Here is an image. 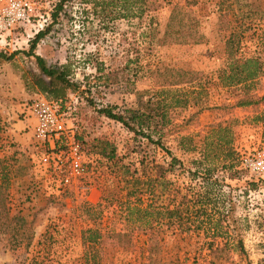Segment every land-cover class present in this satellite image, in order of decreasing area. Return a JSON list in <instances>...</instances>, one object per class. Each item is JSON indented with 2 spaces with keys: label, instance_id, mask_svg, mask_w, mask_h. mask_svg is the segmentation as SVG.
<instances>
[{
  "label": "rangeland",
  "instance_id": "obj_1",
  "mask_svg": "<svg viewBox=\"0 0 264 264\" xmlns=\"http://www.w3.org/2000/svg\"><path fill=\"white\" fill-rule=\"evenodd\" d=\"M149 1L154 2V9L141 17L109 21L100 17L91 3L72 0L52 23L51 11L57 0H31L30 19L0 36V52L14 54L10 61L1 60V68H6L0 69V74L11 72L24 83L25 76L39 72L34 58L25 53L29 40L50 25L49 33L37 43L35 51L48 64L69 65L71 85L64 100L73 106L70 117L89 166L88 174L81 180L88 188L84 195L75 188L58 192L39 167L34 138L32 142L27 139L26 145L15 135L28 131L27 127L17 130L15 123L32 118L29 108L39 92L24 89L17 97L6 93L0 82V158L11 165V214L23 216L32 232L29 243L22 242L20 246H14L7 235L0 233V264H264V176L257 177L240 163L241 156L264 149V126L256 119L264 110V103L237 105L244 94L241 85L223 86L218 79L226 62L225 42L230 31L220 23L215 0H198L192 6L205 36L203 42L193 44L160 41L172 6L183 0ZM250 2L246 21H250L251 33H259L264 30V0ZM246 7L241 9L248 10ZM239 10L234 7L236 13ZM251 33H246L242 42L240 51L245 56L256 54ZM165 67L198 74L191 83L167 87V101L177 96L181 103L167 107L169 123L163 129L164 147L98 112L96 106L101 105L114 106L119 112L136 108L153 94L161 99L163 94L157 91L163 76L157 71ZM263 93L264 73L247 90L252 100ZM15 104L19 111L13 110ZM218 123L229 124L233 132V146L239 156L231 171L237 173L230 175L222 168L221 157L209 163L215 166V192H220V204L230 195L232 204L225 203L226 208H231L229 229L242 239L243 251L233 249L235 238L229 240L228 250H219L224 244L221 237L210 248L208 221L196 218L195 210L191 211L190 222L174 223L170 228L162 219L164 211L158 214L153 207L147 214L135 212L128 220L124 165H129L137 176L154 178L153 164L168 166L170 156H175L181 163L167 170L165 191L160 194L159 185L154 182V193L146 188L138 190L140 201L134 198L131 202L145 208L148 200H153L151 205H162L160 210H164L166 206L174 208L186 195L188 207L200 204L198 194L205 183L201 177L193 178L190 171L203 150L208 130ZM182 135L192 138L194 149H181ZM106 141L111 144L109 148L115 149L112 160L100 151ZM205 208L202 216L213 213L214 206ZM226 224L223 222V226ZM93 228L101 234L95 244L97 253L94 258H85V253L92 251L83 245L82 232ZM124 232L129 233L120 235ZM148 233H153L158 242L151 250Z\"/></svg>",
  "mask_w": 264,
  "mask_h": 264
},
{
  "label": "trees",
  "instance_id": "obj_2",
  "mask_svg": "<svg viewBox=\"0 0 264 264\" xmlns=\"http://www.w3.org/2000/svg\"><path fill=\"white\" fill-rule=\"evenodd\" d=\"M72 0H57L51 11L52 23L55 22L61 11H64V7L68 2ZM85 3H91L94 9L98 10L100 17L104 20L114 19H133L135 17H141L146 11L153 10L154 2L150 3L149 0H81ZM251 0H215V7L219 13V20L226 29H229L230 33L225 42L226 51V62L222 69L219 70L218 79L223 86H237L241 85L244 90V94L238 99L237 105L246 106L252 103L262 102L264 103V93L252 100L253 98L247 94L248 88L254 84V82L264 73V30L259 33H251L250 21H246L248 18ZM198 0H183L182 2L175 3L166 21L165 30L161 37L163 44H193L201 43L205 40V36L201 30V24L199 17L196 15L192 6L195 5ZM240 7L238 13L234 11V7ZM247 6L248 10H243L241 7ZM249 6V7H248ZM239 9V8H237ZM253 10V9H252ZM264 14V13H263ZM264 17V15H262ZM50 25L46 28L39 30L33 38L29 40V48L25 52L27 56L34 58L39 72H32L29 76L24 77V87L30 92H39L46 96L48 99H64L68 88L71 83L68 80L70 76L69 65H52L48 64L46 60L37 54L35 49L37 43L49 33ZM251 33L250 38L255 43V55L245 56L241 53L242 42L247 37L246 33ZM249 35V34H248ZM14 58V54H5L0 52V61H10ZM160 76H163V81L158 84L161 88L158 93H162V98L156 99L155 94L149 97L148 100L142 102L136 108H125L122 112L115 111L114 106H96L98 112L103 116L112 119L118 123L124 125L128 130L132 131L135 135H140L147 139L148 142L154 144H160L162 147L163 129L169 123L167 116L168 106L180 105L181 101L177 96H172L170 101H167L168 90L167 87L176 86L184 83H191L197 77L198 72L184 70L180 68H169L165 67L161 71H157ZM173 99V100H172ZM153 100V101H152ZM173 101V102H172ZM186 102V100H185ZM256 119L262 122L264 126V110ZM155 136V138H154ZM181 142V149L184 151L190 150L192 138L187 135L179 137ZM233 132L229 124L218 123L213 125L208 130L203 150L200 151L199 158L194 162V170L190 173L194 176L193 178L201 177L205 185L203 191L198 194V198L201 199L199 205H195L194 208L188 207L187 202L189 201L187 196H182L181 200L176 204L174 208L166 206L164 210L162 205L154 207L151 205L153 200H148V205L145 208H140L137 204L131 202L134 198L140 201L139 192L146 188L150 194L154 193L152 186L154 182L159 185V193L165 191L167 184L166 172L171 170L175 165L180 164L181 161L172 156L169 150H166L170 154V162L168 166L153 164L152 168L155 170V177H142L137 176L130 171L129 165L123 166L122 177L125 180L124 187L126 189V201L125 209L126 216L129 218L135 212H145L147 214L149 208H154L155 211L161 213L164 211L162 219L167 224V227H171L174 223L183 225L184 220L190 222L192 219L191 212L195 210V217L202 220L208 221L207 234L211 236V241L208 242L210 248L213 247V243L216 239H224V244L219 247L220 251L228 250L229 240L232 238L236 239L233 249L243 251L244 245L241 238H237L238 234L232 232L229 229L230 219H232L231 208H226V202L229 201L232 204L230 195L227 200L218 198L220 192L216 190V180L214 178L215 166L210 164V160L221 157L224 162L222 168L228 170L230 175L237 173V171H231L234 168V161L239 154L236 153L235 147L233 146ZM187 142L188 144H186ZM109 142H104L101 146V153L103 156L106 155L108 160L113 159L115 149L110 146ZM190 144V145H189ZM111 145V144H109ZM191 148V149H192ZM208 162V164L206 163ZM226 161H229L226 163ZM145 167V160L141 161ZM11 175V165L9 162L0 158V233L7 235L8 239L15 243L14 246H20L22 242L29 243L32 238V232L26 227V219L21 215L11 214L10 208V197H9V182ZM261 178V177H260ZM252 187L255 184L249 182ZM143 188H142V186ZM139 190V192H138ZM222 195V194H221ZM152 196H154L152 194ZM226 196V195H225ZM155 201L157 198L155 196ZM206 205L214 206L213 213L210 215L202 216L203 211L206 210ZM221 205V207L219 206ZM208 217V218H207ZM138 218L137 220H139ZM185 222V223H188ZM198 222V221H197ZM223 222H227L226 226H223ZM129 232L120 233V235L127 234ZM119 235V234H118ZM99 230L87 229L82 232L83 245L92 252L85 253V258H94L97 249L95 250V244L100 240ZM156 237L148 233L149 245L155 246L158 242ZM88 255V256H87ZM90 255V256H89Z\"/></svg>",
  "mask_w": 264,
  "mask_h": 264
},
{
  "label": "built area",
  "instance_id": "obj_3",
  "mask_svg": "<svg viewBox=\"0 0 264 264\" xmlns=\"http://www.w3.org/2000/svg\"><path fill=\"white\" fill-rule=\"evenodd\" d=\"M32 10L31 0H0V36L28 21ZM72 109L64 99H48L41 93H36L29 108L35 120L33 138L39 167L58 192L75 188L84 195L88 188L81 180L88 174L89 166L70 117ZM240 163L262 178L264 149L241 156Z\"/></svg>",
  "mask_w": 264,
  "mask_h": 264
},
{
  "label": "crops",
  "instance_id": "obj_4",
  "mask_svg": "<svg viewBox=\"0 0 264 264\" xmlns=\"http://www.w3.org/2000/svg\"><path fill=\"white\" fill-rule=\"evenodd\" d=\"M1 62V61H0ZM6 68L5 65H2V68L0 66V69ZM0 82L4 89L6 90V93L10 92V94L16 95L17 97L23 94V90L25 89L24 83H22L19 79V76L16 74L6 73L3 71V73L0 74ZM12 108L13 110L19 111L20 108L18 105H14ZM15 125H17V130H21L22 127H27V132L19 134V132L16 135V137H19V141L26 144L27 139L30 138V142H32L33 132H34V125L35 120L32 116L31 117H25L24 120H17ZM27 135V136H26ZM31 135V137H30ZM17 139V138H16ZM26 139V140H25ZM27 145V144H26Z\"/></svg>",
  "mask_w": 264,
  "mask_h": 264
}]
</instances>
